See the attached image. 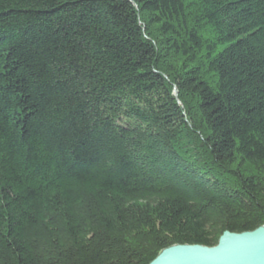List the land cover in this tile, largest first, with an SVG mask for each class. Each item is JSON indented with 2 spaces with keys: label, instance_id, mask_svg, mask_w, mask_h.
I'll list each match as a JSON object with an SVG mask.
<instances>
[{
  "label": "trees",
  "instance_id": "16d2710c",
  "mask_svg": "<svg viewBox=\"0 0 264 264\" xmlns=\"http://www.w3.org/2000/svg\"><path fill=\"white\" fill-rule=\"evenodd\" d=\"M263 225L264 0H0V264Z\"/></svg>",
  "mask_w": 264,
  "mask_h": 264
},
{
  "label": "water",
  "instance_id": "95a60500",
  "mask_svg": "<svg viewBox=\"0 0 264 264\" xmlns=\"http://www.w3.org/2000/svg\"><path fill=\"white\" fill-rule=\"evenodd\" d=\"M173 94L177 96L176 89ZM148 264H264V225L240 233L225 231L212 246L170 245Z\"/></svg>",
  "mask_w": 264,
  "mask_h": 264
}]
</instances>
